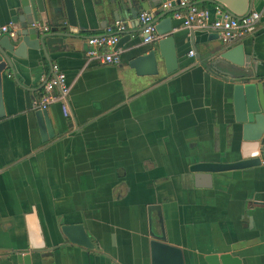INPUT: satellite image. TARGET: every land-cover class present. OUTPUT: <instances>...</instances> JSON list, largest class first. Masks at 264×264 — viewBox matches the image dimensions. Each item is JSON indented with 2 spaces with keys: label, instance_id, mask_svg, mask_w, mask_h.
I'll return each mask as SVG.
<instances>
[{
  "label": "crops",
  "instance_id": "0c3cea01",
  "mask_svg": "<svg viewBox=\"0 0 264 264\" xmlns=\"http://www.w3.org/2000/svg\"><path fill=\"white\" fill-rule=\"evenodd\" d=\"M117 1L72 0L77 37L46 52L24 47L13 56L15 70L1 73L0 264H24L25 254L30 264H150L151 233L162 231L185 264L224 253L264 264V165L214 173L210 187L196 186L191 170L236 159L233 81L225 71L264 83V0H243L259 20L229 44L159 13L164 3L132 0L138 13L160 14L161 28L172 16L158 39L172 37L175 65L166 72L161 59L157 74L142 76L128 62L154 43L134 33L137 17ZM18 2L0 0V25ZM190 4L218 8L212 0ZM117 23L132 33L119 47L120 63L88 60L86 38ZM238 45L242 67L220 58ZM53 63L66 75L68 110L59 102L46 109L50 129L42 138L33 102ZM65 224H82L93 247L70 243Z\"/></svg>",
  "mask_w": 264,
  "mask_h": 264
},
{
  "label": "water",
  "instance_id": "95a60500",
  "mask_svg": "<svg viewBox=\"0 0 264 264\" xmlns=\"http://www.w3.org/2000/svg\"><path fill=\"white\" fill-rule=\"evenodd\" d=\"M63 6H58V0H19L6 10L9 21L16 29V39L8 36L0 38V81L1 73L8 68L11 72L15 70L13 56H16L28 47L33 50L42 49L44 52L54 45L62 46L69 38L76 35V17L72 0H61ZM142 0H140L141 2ZM151 3H169V7L163 8L159 13H173L181 8L179 0H149ZM216 7L226 10L230 16L240 18L248 14L251 10L250 3L245 7L243 0H212ZM118 10L129 9L132 17L138 16L137 4L132 0H119L116 2ZM120 7V8H119ZM143 9H148L149 4L141 3ZM248 7V8H247ZM160 14L154 16L156 32L159 35L168 33L171 29L172 16L164 18L167 26L161 28L156 21ZM162 20V21H163ZM37 23L49 24V31H40L35 25ZM162 23V24H165ZM142 27L134 32L141 34ZM120 37L115 47H120L122 43L131 39L132 33L123 30L116 32ZM217 36L218 34L215 33ZM172 37L166 36L156 41L154 46L144 51L132 59L128 64L136 75H155L158 73V64L162 59L166 72L172 71L175 65V55L172 48ZM14 47H16L14 49ZM242 46L223 48L220 58L242 67L243 62ZM232 77L233 92L232 104L234 112V126L232 133L236 141L235 157L233 161L226 162H205L197 163L191 167L197 180L196 186L210 187L214 173L249 169L264 165V83L260 80H251L249 76L235 75L225 71ZM2 103L0 96V115H2ZM35 116L39 123V130L42 138L47 137L49 125L46 110H35ZM49 128V129H48ZM207 178L206 184H199L198 179ZM158 211V208H155ZM32 232L35 228L32 227ZM63 235L70 243L80 245L85 248H92L90 241L82 224H65L61 227ZM38 234V231H37ZM152 239L149 241L150 264H185L182 251L177 246L166 242L163 233H151ZM24 264H30L29 254L23 257ZM206 264H239L240 261L224 253L220 255H209L205 258Z\"/></svg>",
  "mask_w": 264,
  "mask_h": 264
},
{
  "label": "built area",
  "instance_id": "2783aa9c",
  "mask_svg": "<svg viewBox=\"0 0 264 264\" xmlns=\"http://www.w3.org/2000/svg\"><path fill=\"white\" fill-rule=\"evenodd\" d=\"M190 1L179 0L178 5L187 10L186 12L177 10L173 12V17L180 20L181 24L186 28L217 33L223 44H229L251 32L259 20V13L256 11H250L240 18H235L222 8L218 7L214 12H210L207 8H200L190 4ZM169 6L168 2L163 4V8ZM153 18V13L147 10H142L138 13L137 19L142 27L141 35L144 44L152 43L159 38ZM35 26L40 31H48L49 29L48 26L41 23H37ZM123 30H125L124 24L117 23L112 32L88 36L86 38V58L88 60H97L101 64H119L122 50L119 47H115L120 37L116 32ZM3 36H8L12 39L16 37V29L11 22L0 25V38ZM193 54L194 51L190 50L189 55ZM40 81L43 83V93L38 100L33 102V108L46 110L54 102H59L64 114L67 115L70 88L66 81L65 73L56 63H53L51 65V74L47 78L42 77Z\"/></svg>",
  "mask_w": 264,
  "mask_h": 264
}]
</instances>
